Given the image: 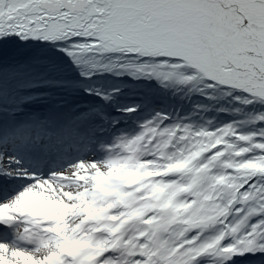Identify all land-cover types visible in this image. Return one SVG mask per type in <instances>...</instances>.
Instances as JSON below:
<instances>
[{
	"label": "snow or ice",
	"instance_id": "6c2138e0",
	"mask_svg": "<svg viewBox=\"0 0 264 264\" xmlns=\"http://www.w3.org/2000/svg\"><path fill=\"white\" fill-rule=\"evenodd\" d=\"M0 264H264V0H0Z\"/></svg>",
	"mask_w": 264,
	"mask_h": 264
},
{
	"label": "rangeland",
	"instance_id": "374dc122",
	"mask_svg": "<svg viewBox=\"0 0 264 264\" xmlns=\"http://www.w3.org/2000/svg\"><path fill=\"white\" fill-rule=\"evenodd\" d=\"M60 99H66V97H63V96H61V97H59ZM5 100H6V102H8V103H11V102H13L11 99H9V97L8 96H6L5 97ZM155 101H156V103H158V104H162V105H164V106H168V107H171V106H173L174 104H176L177 102H175V101H168V97L164 94H156V96H155ZM70 102V101H69ZM73 102H76L75 100H73ZM46 106H48L47 104H40V103H37V104H33V105H31V106H29V108H33L34 110H43V109H45L46 108Z\"/></svg>",
	"mask_w": 264,
	"mask_h": 264
},
{
	"label": "trees",
	"instance_id": "16d2710c",
	"mask_svg": "<svg viewBox=\"0 0 264 264\" xmlns=\"http://www.w3.org/2000/svg\"><path fill=\"white\" fill-rule=\"evenodd\" d=\"M158 94V93H157ZM159 94H165L167 97H168V101L170 102V101H175V100H173V99H171L168 95H167V93H164V92H159ZM175 102H177V101H175Z\"/></svg>",
	"mask_w": 264,
	"mask_h": 264
},
{
	"label": "bare ground",
	"instance_id": "6f19581e",
	"mask_svg": "<svg viewBox=\"0 0 264 264\" xmlns=\"http://www.w3.org/2000/svg\"><path fill=\"white\" fill-rule=\"evenodd\" d=\"M47 112H48V107L46 108Z\"/></svg>",
	"mask_w": 264,
	"mask_h": 264
}]
</instances>
